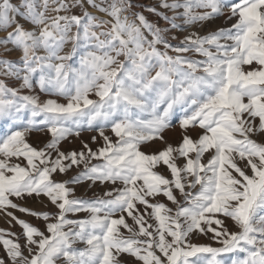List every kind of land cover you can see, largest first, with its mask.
<instances>
[{
	"label": "snow or ice",
	"instance_id": "obj_1",
	"mask_svg": "<svg viewBox=\"0 0 264 264\" xmlns=\"http://www.w3.org/2000/svg\"><path fill=\"white\" fill-rule=\"evenodd\" d=\"M0 121V264H264V0H0Z\"/></svg>",
	"mask_w": 264,
	"mask_h": 264
},
{
	"label": "rangeland",
	"instance_id": "obj_2",
	"mask_svg": "<svg viewBox=\"0 0 264 264\" xmlns=\"http://www.w3.org/2000/svg\"><path fill=\"white\" fill-rule=\"evenodd\" d=\"M141 3H144L146 5H153L156 4L158 6V0H141ZM145 15L149 16V19H157L153 16H151V14L149 13H145ZM159 23L161 24V26H164V22L163 21H159ZM221 26H226L225 25V21L223 19V17L217 18L214 21H211L207 24L204 25V27L201 29L202 34L207 32V31H211V30H215L217 27H221ZM177 35H183L182 33H176ZM171 35V34H170ZM175 43V41H173ZM7 130V125L4 124L2 121H0V134H2L4 131ZM92 135H95V133L93 132H83L81 134V138L77 139V138H72L71 143H68L67 141L64 142L61 145L62 149H71V148H75V149H79L80 147V140L84 139V140H88ZM169 135H174V133H169ZM47 140V136L45 134L42 133H38V132H33L30 136V142H32L34 145H40L42 142ZM97 145H92V147H96ZM71 175V173L69 174ZM60 177H58L59 179ZM84 187L83 186H77V195H83L84 194ZM89 195H91V193H89ZM28 205L33 207V208H39V205L32 200L28 201ZM17 215H21L20 213H16ZM33 223H36L35 220H33ZM0 227L3 228H7L8 225L5 222V220L3 219V217H0ZM14 231H20L19 227L17 226L15 229H13ZM194 239H197L196 237H194ZM200 242H208L207 239L203 236L199 237Z\"/></svg>",
	"mask_w": 264,
	"mask_h": 264
}]
</instances>
